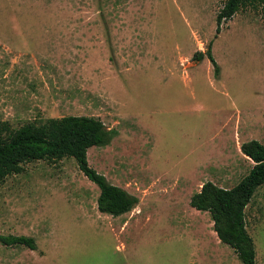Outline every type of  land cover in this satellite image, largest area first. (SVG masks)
<instances>
[{
    "label": "rangeland",
    "instance_id": "374dc122",
    "mask_svg": "<svg viewBox=\"0 0 264 264\" xmlns=\"http://www.w3.org/2000/svg\"><path fill=\"white\" fill-rule=\"evenodd\" d=\"M227 0H0V124L99 117L118 135L88 150L92 167L139 197L120 216L75 158L27 162L0 185V264H243L207 211L211 180L232 188L264 143V4L217 19ZM213 54L220 77L206 51ZM264 264V185L246 207Z\"/></svg>",
    "mask_w": 264,
    "mask_h": 264
},
{
    "label": "trees",
    "instance_id": "16d2710c",
    "mask_svg": "<svg viewBox=\"0 0 264 264\" xmlns=\"http://www.w3.org/2000/svg\"><path fill=\"white\" fill-rule=\"evenodd\" d=\"M251 0H227L217 19L216 36L221 32L222 21L230 19ZM264 4V0H259ZM211 41L206 51H198L195 59L208 57L220 77ZM118 130L108 128L103 120L95 116L67 115L51 117L37 123L27 122L18 128L4 121L0 124V185L12 174L23 171L27 162L35 160L58 161L75 158L80 170L100 188L98 208L101 212L120 216L133 210L139 197L122 186L112 183L105 174L92 167L88 150L93 146L105 147L118 135ZM241 151L254 164L250 172L232 188H224L208 180L190 199L192 207L210 213L214 230L222 243L233 247L243 264H259L252 236L247 229L246 207L256 191L264 185V143L251 139L241 144ZM5 245H23L37 249L34 237L26 235L0 234Z\"/></svg>",
    "mask_w": 264,
    "mask_h": 264
},
{
    "label": "crops",
    "instance_id": "0c3cea01",
    "mask_svg": "<svg viewBox=\"0 0 264 264\" xmlns=\"http://www.w3.org/2000/svg\"><path fill=\"white\" fill-rule=\"evenodd\" d=\"M245 155V154H244ZM246 156V155H245Z\"/></svg>",
    "mask_w": 264,
    "mask_h": 264
}]
</instances>
